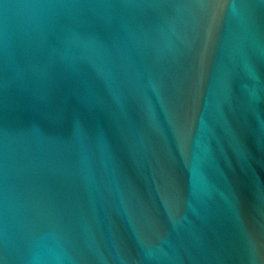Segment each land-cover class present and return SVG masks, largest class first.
<instances>
[{"label": "water", "instance_id": "95a60500", "mask_svg": "<svg viewBox=\"0 0 264 264\" xmlns=\"http://www.w3.org/2000/svg\"><path fill=\"white\" fill-rule=\"evenodd\" d=\"M0 264H264V0H0Z\"/></svg>", "mask_w": 264, "mask_h": 264}]
</instances>
